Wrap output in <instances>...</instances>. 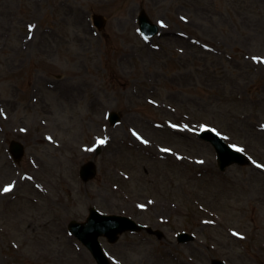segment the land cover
<instances>
[{
  "label": "rangeland",
  "instance_id": "1",
  "mask_svg": "<svg viewBox=\"0 0 264 264\" xmlns=\"http://www.w3.org/2000/svg\"><path fill=\"white\" fill-rule=\"evenodd\" d=\"M91 206L161 231L100 237L111 264H264V0H0V264H96L67 229Z\"/></svg>",
  "mask_w": 264,
  "mask_h": 264
},
{
  "label": "water",
  "instance_id": "2",
  "mask_svg": "<svg viewBox=\"0 0 264 264\" xmlns=\"http://www.w3.org/2000/svg\"><path fill=\"white\" fill-rule=\"evenodd\" d=\"M94 20L99 28L102 27L103 22L100 16L94 15ZM138 23L140 31L145 37L154 35L158 30L157 26L152 24L144 11L140 12ZM110 120L111 123H115L118 120V116L115 113H112L110 115ZM199 136L209 140L213 144L217 153V160L220 169H224L231 163L243 164L246 162V159L242 153L225 144L224 141H222L211 131L201 132L199 133ZM12 146L16 150L17 157H20L22 153L20 146L14 144ZM94 171L93 164L87 163L82 166L80 175L84 180H87L93 176ZM140 228H142V225L137 224L129 217L102 214L94 207L89 209V215L86 222L78 223L71 221L69 223L70 231L87 246L98 264H109L98 241V236L105 235L108 241L114 242L117 239L119 233L126 230L136 231ZM178 237L181 241L192 238L191 235L186 233H180ZM212 264L226 263L218 259H213Z\"/></svg>",
  "mask_w": 264,
  "mask_h": 264
},
{
  "label": "snow or ice",
  "instance_id": "3",
  "mask_svg": "<svg viewBox=\"0 0 264 264\" xmlns=\"http://www.w3.org/2000/svg\"><path fill=\"white\" fill-rule=\"evenodd\" d=\"M31 27H33V26H30V28ZM134 135H135V133H134ZM139 138V137H138ZM145 143H147V141H144ZM99 143H104V141L103 140H101V141H99ZM234 147V146H233ZM238 151H243L242 149H237ZM165 151H167V149H165ZM11 185H8L7 187H5L4 189H3V191L4 192H8V191H10L11 190Z\"/></svg>",
  "mask_w": 264,
  "mask_h": 264
}]
</instances>
